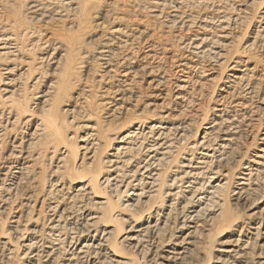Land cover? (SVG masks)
<instances>
[{
  "label": "rangeland",
  "instance_id": "obj_1",
  "mask_svg": "<svg viewBox=\"0 0 264 264\" xmlns=\"http://www.w3.org/2000/svg\"><path fill=\"white\" fill-rule=\"evenodd\" d=\"M179 1L91 0L89 11H86V14H89L88 20L82 25L78 26L79 20L75 25H71L69 17L63 19L64 21L48 22L45 25L40 21L30 22V26L39 34L22 37L19 42H23L20 44L29 47L17 52L13 48L1 49L3 46L0 45V69L2 64L8 67L17 65L18 68L14 70L17 74L21 68L23 69L20 72H23L26 66L37 68L32 74L19 78V85L24 88V96L30 99L27 104L29 106L33 103V108L39 103L45 86L59 77L62 64L67 59L66 55L65 60L60 56L64 54L63 50L67 49V42L72 41V51L80 56L74 59L82 65L71 77L70 89L62 101V111L59 114L61 131L65 138L68 137L66 142L70 150L83 144L79 138L89 131L87 125L93 126L96 123L98 127L94 133L98 135L94 143L95 157L101 159L106 138L123 133L128 129L127 123L131 121L129 128H134L139 134L134 143L138 150L140 148V152L137 150L139 156L136 155L135 158H140V154L153 144L159 143L157 145L160 146L166 143L162 146L166 149L169 142L171 147L166 155L167 160H164L163 166L160 167L163 175L167 173L166 176H171L178 172L180 162L186 163V159L191 156H210L207 160L211 163L208 166L210 168H206L211 170L205 169L202 178L197 180L201 184L193 181L196 182L194 186L208 190L210 186L219 184L222 176L230 179L229 183L238 181L242 186H251L256 191L243 201L244 203L232 202L233 196H228L226 202L229 205H238V208L233 207L236 212L247 214L251 209L254 212L264 205V0ZM20 2L22 0H0L1 27L6 25L2 15L4 5H12L11 8L23 16L20 13L24 12L26 2L19 6ZM62 10L64 13H70L68 5H64ZM0 33L6 34L7 31ZM30 43L34 44L30 46ZM251 43L252 46L246 49ZM9 49L15 52L14 56L8 53ZM16 57L20 59L19 62L14 60ZM31 58H34V61L27 65ZM41 58L46 59L40 60ZM59 58V65L55 69ZM35 78L38 80L30 88L36 81ZM3 79L5 75L0 73V90L7 86L4 85L6 80L3 83ZM2 95L3 92L0 91V97ZM1 107L0 105V111ZM38 108L39 106H36L29 114L34 120L41 117L40 114L37 115ZM6 117H0V129H3V134L0 133V158L11 149L9 140L12 141V136L14 139H22L34 129V121L29 120V123L23 125L10 124L11 127L6 123ZM138 123L145 127L159 125L165 128L160 129L161 133L167 135L163 133L165 137L162 135L155 140L151 135H144L147 132H144V129L147 128H139L141 131L137 129ZM205 131L208 135L202 150L195 142L201 141ZM35 152H40L41 155L44 153L41 147ZM79 154L80 152L76 159H69L68 174H65L66 169L62 167L55 178H60L63 174L70 176L74 164L80 163ZM42 158L37 168L47 177L53 167V161L49 164L46 158ZM217 170H220L218 175L215 174ZM39 176L35 180L36 183ZM208 179L209 181H206ZM225 180H222L220 185L225 184ZM114 182L107 185L108 187L105 186L102 191L110 201L116 202L124 185L119 180ZM185 182L187 181L175 184L176 189H173V192L185 190L188 185ZM65 183L69 184L67 179ZM229 187L232 188L231 185ZM20 189L17 201L13 199L6 206L7 211L0 214V233L12 225L9 218L25 215L26 210L23 206L20 207L24 203L22 193L26 195L32 190H28L25 184ZM61 195L63 193H60V197ZM60 197L57 194L51 200L55 202ZM51 200H44L42 208L48 206ZM61 204L65 202L62 201ZM118 206L119 202L116 204V207ZM206 208L212 212L206 211L204 216L216 211L210 202ZM37 209H31L28 216L36 215ZM137 210L140 213L144 212L145 208L139 206ZM122 214L125 217L131 213L123 211ZM260 221L264 225L263 211ZM118 222L114 227H125L124 223ZM17 224L20 229L26 228L28 219L22 217ZM214 228V225H211L204 228L206 232L201 231L209 237L214 234ZM172 232V229L168 230L162 240ZM162 242L151 246V255L161 253ZM203 245L205 249V240ZM203 247L201 256L198 255L193 264H204L207 252ZM149 253L145 250L142 254L125 250L123 256H133L134 264H151L146 263V260L151 259ZM4 261L3 264L25 263L24 259L19 257V251L5 257Z\"/></svg>",
  "mask_w": 264,
  "mask_h": 264
},
{
  "label": "bare ground",
  "instance_id": "obj_2",
  "mask_svg": "<svg viewBox=\"0 0 264 264\" xmlns=\"http://www.w3.org/2000/svg\"><path fill=\"white\" fill-rule=\"evenodd\" d=\"M24 1L26 2L25 10L20 13L23 16L16 13L11 8L12 5H4L2 15L6 25L1 27L0 23V31H7V33H0V45L3 46L1 49L13 48L16 52L25 49L28 45L25 47L20 44L23 42H19L20 39L29 34H39L38 31L33 30L30 22L40 21L42 25H45L48 22L54 23L69 17L72 21L71 25H75L78 20V26L82 25L88 20L89 14H86V11H89L88 6L91 4V0H22ZM22 2L19 6H22ZM64 5L69 6L70 15L62 10ZM68 42L67 49L63 50L64 54L60 56L64 58L66 55L67 59L64 58L65 62L59 71V77L45 86V91L41 93V99L36 104L39 106L37 115L41 116L36 120L29 115L36 106L32 108L33 103L28 106L27 101L30 99L24 96V88L19 85L21 84L19 78L22 75L24 77V75L32 74L37 68L26 66L23 72H20L23 69L21 68L16 74L14 70L17 65L13 67L1 65L0 73L5 75L3 83L6 80L7 83L4 85L7 86L0 90L3 92L0 97L2 106L0 117L7 116L6 123H9V126L10 124L23 125L29 123V120L34 121L32 122L34 129L22 139H14L12 136V141L9 140L11 149L0 158V214L7 211L8 203L19 198L21 191L19 188L22 185L25 184L28 190H32L26 195L22 193L24 203L20 207L23 206L26 210L25 215L9 218L12 225L0 233V264L5 263V257L12 255L15 251H19V257L24 259V264H134L133 256L132 258L123 256L125 250L133 253L141 252V254L144 250L147 254L150 252L151 259L148 258L146 263L193 264L196 257L202 254L204 240L206 248L203 247V249L207 252V257L204 256V264H264V225L260 221L262 211L264 214V205L254 212L251 209L247 214L236 212L233 208L235 204L229 205L226 202L227 197L233 196L232 202L241 203L246 201L256 189H252L251 186V188L242 186L243 184L238 181L229 183L230 179L225 176H222L220 180L221 182L226 179L225 184L220 185L219 182L210 188L207 185L208 190L201 189L199 186L201 183L197 180L202 178L203 171L210 166L211 163L207 161L210 156L205 154L200 158L191 156L190 159H186V163L180 162L178 172L171 173V176H166L167 173L163 175L162 163L167 160L166 155L171 144L168 142L166 149L162 147L166 143L160 144L161 147L157 145L159 143L153 144L145 148L140 158H135L136 155L139 156L140 148L138 150L134 141L139 134L138 131H134V128H129L131 121L127 123L128 129L123 133H118L113 138H106L101 159L95 157L96 144L94 143L98 135L94 133L98 127L96 123L93 126L87 125L86 128L89 131L84 137L79 138L83 144L70 150L66 142L68 137L65 138L61 131L60 106L68 95L74 71L78 72L82 63L74 59L79 56V53L73 52V42ZM33 44L30 43V46ZM251 46L252 43L246 49ZM9 50L8 53L14 56L15 52L11 50L9 52ZM219 56L222 55L219 54ZM60 58L56 62L55 69L59 65ZM43 59L46 58L40 60ZM14 60L20 61L17 57ZM32 61L34 58H31L27 65H31ZM34 80L36 81L30 88L38 79ZM25 92L27 93L26 89ZM24 117L29 119H22ZM138 124L137 129L147 128V130L144 129V132L147 131L144 135H151L155 140L166 134L161 133L160 129L165 128L159 125L145 127L143 124ZM235 127L238 126L235 125ZM2 130L0 129V133ZM206 135L208 133L205 131L200 142L195 140V145L202 150L205 148ZM112 143L115 144L112 145ZM39 147L47 154L41 155L40 152H35ZM78 152H80V163L74 164L70 176L66 175L69 178L64 174L60 178H55L62 167L66 169L65 174H68L69 159H76ZM42 157L46 158L49 164L53 161V167L47 177L37 168ZM84 158H86L85 162ZM218 171L220 170H217L215 174L218 175ZM38 176V183H36ZM66 179L69 182L68 185L65 183ZM118 180L124 186L122 192L118 189L120 194L116 202H119V206L116 207L117 203L110 201L102 190ZM184 180L188 184L186 189L173 192V189H176L175 184ZM193 181L199 183V188L194 186L196 182ZM60 193H63L61 197ZM57 194L60 198L53 202L51 199ZM48 198L51 203L42 208L43 201ZM62 201L65 204L62 205ZM209 202L216 211L204 216L206 211L212 212L211 209L206 208ZM202 205L204 207H201ZM139 206L145 208L144 212H137ZM34 207L38 208V213L32 215L33 217L28 216L29 211ZM235 207L238 208V205ZM123 211L131 214L123 217ZM22 217L28 219V226L20 229L17 223ZM118 221L124 223L125 227H114L119 223ZM211 225L215 227L214 234L209 237L203 235L201 230ZM171 229L173 232L170 235L168 233V236L166 235L167 237L162 240L166 232ZM159 242L163 244L161 253L151 255V246Z\"/></svg>",
  "mask_w": 264,
  "mask_h": 264
}]
</instances>
